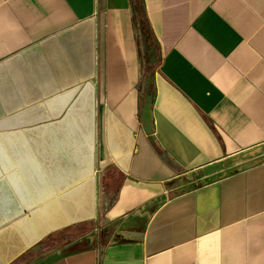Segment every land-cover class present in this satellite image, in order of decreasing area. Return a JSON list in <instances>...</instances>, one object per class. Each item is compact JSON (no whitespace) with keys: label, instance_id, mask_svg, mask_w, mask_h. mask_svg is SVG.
I'll list each match as a JSON object with an SVG mask.
<instances>
[{"label":"crops","instance_id":"crops-1","mask_svg":"<svg viewBox=\"0 0 264 264\" xmlns=\"http://www.w3.org/2000/svg\"><path fill=\"white\" fill-rule=\"evenodd\" d=\"M0 264H264V0H0Z\"/></svg>","mask_w":264,"mask_h":264},{"label":"water","instance_id":"water-1","mask_svg":"<svg viewBox=\"0 0 264 264\" xmlns=\"http://www.w3.org/2000/svg\"><path fill=\"white\" fill-rule=\"evenodd\" d=\"M149 79H147L148 85L153 77L152 71L149 73ZM146 79V78H145ZM146 80L143 81V85L145 84ZM150 100H151V93L147 92L142 102V123L145 125V130L147 134L151 133V107H150Z\"/></svg>","mask_w":264,"mask_h":264}]
</instances>
